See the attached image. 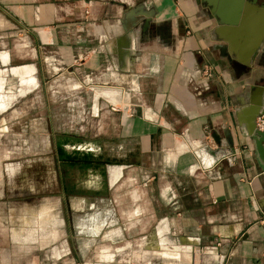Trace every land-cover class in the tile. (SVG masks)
I'll list each match as a JSON object with an SVG mask.
<instances>
[{"label":"crops","instance_id":"obj_1","mask_svg":"<svg viewBox=\"0 0 264 264\" xmlns=\"http://www.w3.org/2000/svg\"><path fill=\"white\" fill-rule=\"evenodd\" d=\"M214 24L196 0H0V41L24 36L17 54L0 51V111L44 76L60 81L82 93L66 105L86 104L96 120L91 133L68 131L123 150L106 164L97 204L112 200L124 169L138 174L131 195L144 196L156 220L141 221L146 235L130 239L132 256L114 264H264V174L237 122L256 84L264 108V77L255 65L241 72L210 38ZM9 73L16 94L1 91ZM40 104L33 95V108ZM137 211L118 224L123 233L137 227Z\"/></svg>","mask_w":264,"mask_h":264},{"label":"rangeland","instance_id":"obj_2","mask_svg":"<svg viewBox=\"0 0 264 264\" xmlns=\"http://www.w3.org/2000/svg\"><path fill=\"white\" fill-rule=\"evenodd\" d=\"M20 35L15 33L8 37L7 42L0 41V51L6 50L10 54H17L14 45L24 38ZM232 62L236 61L232 59ZM253 63L254 61L250 66L237 64L240 65L241 72L246 74L245 76H249L254 66ZM6 77L5 86L1 91L3 93L15 92L16 94L17 88L20 87L16 77L10 73ZM45 77H43L44 83L37 91H29L24 96L15 95V99L11 101V103H15L11 106L10 114L6 119L0 114V264H88L86 260L94 262L92 264H114L112 261L97 263L99 261L96 255L102 251L95 249L98 241L93 238L92 227L99 225L104 226L102 228L104 230H111L118 227V224L123 226L129 218V212L137 206V227H133V231L124 234L128 236H122L124 239L133 240V237L143 234V232H139L141 221L147 224L146 228H148L156 220L154 217H149L150 214L146 208L148 203L144 196L140 197L138 194L134 199L131 195V192H135V190L139 193L141 187L140 180H136L138 174L134 170L127 168L128 170L122 171L120 184L111 190L112 200L98 202L99 205L95 202L93 210L88 214H73L68 222L62 221L59 215L60 204L54 196L43 193L36 199L32 196L33 191H29L28 185H23L16 175L20 167L30 168V158L36 153L40 154L46 151L47 133L50 131L49 122L52 128L84 132L85 134L87 131L91 133L97 129L95 116H88L86 104L66 105V102L70 103L72 96H81V91L63 89L59 84L60 81L56 85L54 79L50 80L49 77ZM33 95L37 99L39 96L41 103L40 107L35 109L32 106ZM50 98L53 99L52 102H50ZM38 104L35 101L34 106ZM50 117L52 119L49 121ZM86 129L89 130L86 131ZM102 147L105 152L114 155L123 152L122 148L120 149L107 141L102 144ZM113 197L120 199L116 202V207L121 210L120 217L112 215L115 213L112 204ZM39 198L42 199L38 201ZM112 211L113 213H111ZM63 225H68V227L64 228ZM85 231H89V235ZM135 231L136 233H134ZM111 240L112 244L118 243L115 237H112ZM66 242L72 243L73 249L70 248L72 254L75 250L78 253V256L74 255V261L67 253ZM103 242H109V239L100 241V243ZM129 248L124 252L127 255L120 254L123 257H131L133 252H130ZM86 251H88L87 254H84ZM195 256L197 257V253ZM160 263L156 258L149 262V264Z\"/></svg>","mask_w":264,"mask_h":264},{"label":"flooded vegetation","instance_id":"obj_3","mask_svg":"<svg viewBox=\"0 0 264 264\" xmlns=\"http://www.w3.org/2000/svg\"><path fill=\"white\" fill-rule=\"evenodd\" d=\"M253 65L261 68L260 75L263 74L264 77V47L256 54ZM14 103L7 105L0 111L4 119L10 114L11 106ZM51 119L50 117L49 121ZM49 130V133H47L48 143L45 147L46 151L40 154L36 153V155L30 158V168H27V166L20 167L16 175L23 182V185H28V190L33 191V195H29H32L36 199L43 193H47L52 197L54 196L60 204L59 215L62 221L68 222L73 214L83 215L93 210L97 197L104 193L106 186V164L113 158H116V156L104 151L98 137H87L64 129H54L50 122ZM133 157L129 153L121 156L126 161H132ZM14 168L16 169V167ZM41 199L39 198L38 201ZM72 201L74 203L80 201L81 205L76 206ZM65 226L68 227V225H63L64 228ZM102 228L104 226H93V231H91L93 238H96L98 241L95 249L102 251V253L99 252L100 254L97 253L96 255L99 261L97 263L105 261H112L114 263L119 258L121 252L127 255L124 252L130 240L122 237L128 235H124L125 232L123 233L120 227H115L111 230H104ZM85 232L89 235V231ZM145 235L146 232H143V236ZM112 237H115L118 242L117 244L111 243ZM103 239H109V242L100 243ZM119 244L123 245L121 249H118ZM66 246L68 248L67 253L70 254L72 261H74L75 256H78L77 251L75 250L74 254L71 253L70 248L73 249L71 242H66ZM87 252H84V254H87ZM88 261L90 260H86L88 264L94 263Z\"/></svg>","mask_w":264,"mask_h":264},{"label":"water","instance_id":"obj_4","mask_svg":"<svg viewBox=\"0 0 264 264\" xmlns=\"http://www.w3.org/2000/svg\"><path fill=\"white\" fill-rule=\"evenodd\" d=\"M214 17L210 38L223 42L226 56L250 66L264 47V0H196ZM263 83L256 84L248 102L237 113L239 128L252 141L255 158L264 174V130L255 126V117L263 112ZM225 142L233 152L229 131Z\"/></svg>","mask_w":264,"mask_h":264},{"label":"built area","instance_id":"obj_5","mask_svg":"<svg viewBox=\"0 0 264 264\" xmlns=\"http://www.w3.org/2000/svg\"><path fill=\"white\" fill-rule=\"evenodd\" d=\"M210 66L209 65H204L201 69V74L203 76H207L210 74ZM255 126L256 128H258L259 130H264V109L262 113H259L256 117H255Z\"/></svg>","mask_w":264,"mask_h":264}]
</instances>
